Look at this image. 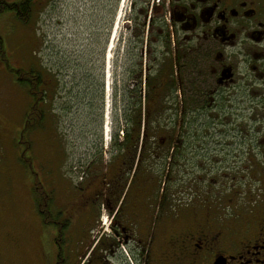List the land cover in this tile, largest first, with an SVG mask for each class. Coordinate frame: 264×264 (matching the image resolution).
Masks as SVG:
<instances>
[{
	"label": "flooded vegetation",
	"instance_id": "obj_1",
	"mask_svg": "<svg viewBox=\"0 0 264 264\" xmlns=\"http://www.w3.org/2000/svg\"><path fill=\"white\" fill-rule=\"evenodd\" d=\"M144 6L129 75L143 74L144 106L172 109L171 132L143 133L139 148L113 133L58 205L35 174L39 244L15 252L20 240L0 235V264H264V0Z\"/></svg>",
	"mask_w": 264,
	"mask_h": 264
},
{
	"label": "rangeland",
	"instance_id": "obj_2",
	"mask_svg": "<svg viewBox=\"0 0 264 264\" xmlns=\"http://www.w3.org/2000/svg\"><path fill=\"white\" fill-rule=\"evenodd\" d=\"M32 9L27 24L13 17L8 8L0 17L1 245L18 238L15 252L28 254L39 244L32 190L35 174L53 192L58 205L66 183H76L80 176L82 156H94L98 147L107 152L105 159L109 156L111 135L119 130L121 109L127 104L122 102V92L132 85L129 71L141 63L134 41L147 31L144 0H33ZM151 15L157 20L163 14L153 11ZM155 22L151 36L159 32ZM6 63L26 72L45 67L58 80L50 94L54 111L46 129L26 135L32 170L21 159L25 145L20 141L32 101ZM171 113L160 119L164 132H171ZM48 229L43 243L54 251L56 234Z\"/></svg>",
	"mask_w": 264,
	"mask_h": 264
},
{
	"label": "trees",
	"instance_id": "obj_3",
	"mask_svg": "<svg viewBox=\"0 0 264 264\" xmlns=\"http://www.w3.org/2000/svg\"><path fill=\"white\" fill-rule=\"evenodd\" d=\"M32 6L33 0H25L13 4L2 2L0 3V15L6 13V11H4V8H8V12L13 13L15 18H17L23 24H27L29 23L31 12L33 10ZM142 32V36L140 37L145 36V30H143ZM155 35L164 36V34L161 32H158ZM0 44L1 46H3V41L1 38ZM7 66L10 70L12 69L9 63L7 64ZM137 68L140 67L138 66ZM12 71L17 76L18 82L25 85L32 101L30 109L26 114L25 127L20 140L21 144L25 145V151L23 152L21 159L32 170V165L31 163L28 164L27 160L29 157L26 153L29 152L30 144L28 143L26 135L33 130L46 129L48 123L50 122L49 120L50 116L52 115L51 113L54 111L52 109L53 102L50 100V94L52 92V89L56 90L58 80L56 79L55 83L50 74L51 72L45 67H41L40 69L35 68L29 72L23 71L21 69H12ZM131 76V79L136 83L135 85H133V87H131L132 85L130 84L128 86L125 85L127 88L122 92V102L125 103V101H127V104H124L123 108L121 109V124L117 133L123 130L126 133L135 134L136 138H130L128 142L132 144L128 146L120 145V148H139L141 135L143 133L164 132V128L161 125L160 119L164 114H166V112L170 111L171 113L172 111V109L170 108L153 109L144 106V91L142 88L144 78L143 74L139 69L134 70ZM150 82L154 81L150 79Z\"/></svg>",
	"mask_w": 264,
	"mask_h": 264
},
{
	"label": "built area",
	"instance_id": "obj_4",
	"mask_svg": "<svg viewBox=\"0 0 264 264\" xmlns=\"http://www.w3.org/2000/svg\"><path fill=\"white\" fill-rule=\"evenodd\" d=\"M161 0H152V5L159 4Z\"/></svg>",
	"mask_w": 264,
	"mask_h": 264
},
{
	"label": "bare ground",
	"instance_id": "obj_5",
	"mask_svg": "<svg viewBox=\"0 0 264 264\" xmlns=\"http://www.w3.org/2000/svg\"><path fill=\"white\" fill-rule=\"evenodd\" d=\"M109 69H110V72L112 73L111 67H109ZM108 72H109V70H108Z\"/></svg>",
	"mask_w": 264,
	"mask_h": 264
}]
</instances>
